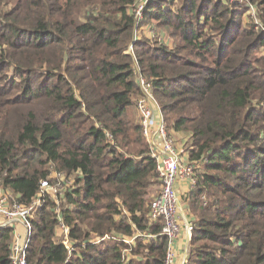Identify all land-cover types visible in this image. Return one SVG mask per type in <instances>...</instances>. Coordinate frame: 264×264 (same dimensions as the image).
<instances>
[{
	"label": "trees",
	"instance_id": "1",
	"mask_svg": "<svg viewBox=\"0 0 264 264\" xmlns=\"http://www.w3.org/2000/svg\"><path fill=\"white\" fill-rule=\"evenodd\" d=\"M138 1L0 0V186L29 205L70 181L31 217L28 262L164 263L139 69L168 130L189 135L185 264H264V0H148L139 21ZM12 239L0 229V264Z\"/></svg>",
	"mask_w": 264,
	"mask_h": 264
},
{
	"label": "built area",
	"instance_id": "2",
	"mask_svg": "<svg viewBox=\"0 0 264 264\" xmlns=\"http://www.w3.org/2000/svg\"><path fill=\"white\" fill-rule=\"evenodd\" d=\"M147 2L148 0H139L133 6V12L138 21L142 19ZM250 14L254 17V8H251ZM255 22L259 23L257 19ZM137 75L141 93L137 97L135 107L141 118L143 134L152 149L153 157L157 161V172L161 181V191L151 204L150 218L153 221L161 219L163 222L161 234L168 241L163 264H175L174 243L181 232L182 209L177 185L181 182H187L189 189L196 186V165L183 158L186 148L177 147L172 134L168 132L167 124L154 95L153 82L143 76L139 69H137ZM58 177L60 180L55 184L43 181L38 196L29 205L20 203L12 192L0 186V229L7 227L13 229L12 264H29L27 251L32 236L31 217L43 204V197L47 191L54 189L56 193L62 194L64 187L59 188L60 185H63L61 180L70 183L69 180L64 179L63 175L58 174ZM186 229L189 237H191L193 227L190 222L186 224ZM59 233L61 244L69 252H72L74 248L70 244V227L63 222L61 217ZM104 238L101 237V240Z\"/></svg>",
	"mask_w": 264,
	"mask_h": 264
},
{
	"label": "crops",
	"instance_id": "3",
	"mask_svg": "<svg viewBox=\"0 0 264 264\" xmlns=\"http://www.w3.org/2000/svg\"><path fill=\"white\" fill-rule=\"evenodd\" d=\"M171 132L173 134L172 136H174V138H175L177 145L180 148H185V146L187 145V143L189 141V135H186L184 133L177 132V131H171ZM187 154L188 153L183 154V158L186 159ZM177 191H178V193L182 199L181 200L182 201V205H181L182 206V209H181V233H180V237L176 241V246H175L176 260H177V262H179L180 258L182 257V255L186 251L187 243L190 240L189 233L186 229V224L190 221L189 220V213L187 212V206H186L185 202L183 201V196L187 195L188 192L190 191L188 183L187 182L179 183L177 185Z\"/></svg>",
	"mask_w": 264,
	"mask_h": 264
},
{
	"label": "rangeland",
	"instance_id": "4",
	"mask_svg": "<svg viewBox=\"0 0 264 264\" xmlns=\"http://www.w3.org/2000/svg\"><path fill=\"white\" fill-rule=\"evenodd\" d=\"M144 33H146V30H144V32H141L140 31V34H144ZM139 34V35H140ZM154 35H156V34H154ZM153 36V35H152ZM161 36H159V38H160ZM135 104H136V100H135ZM135 111H136V116H137V118H138V121L140 122V115H139V113H138V111H137V109H136V107H135ZM167 130H168V128H167ZM168 132L169 133H171L172 134V132L171 131H169L168 130ZM173 135V134H172ZM173 138H174V136H173ZM174 140H175V138H174ZM175 145L177 146V147H179L178 145H177V143H176V141H175ZM186 147V146H185ZM63 187H65V186H63V185H60L59 186V188H63ZM161 187H160V185H158L156 188H155V193L153 194V196L152 197H156L157 196V194L161 191V189H160ZM51 193H53V194H57L56 192H55V190L54 189H51ZM181 205H182V201H181ZM185 210V209H184ZM181 233V232H180ZM180 237V235L177 237V239ZM189 238H191V237H189ZM177 241V240H176ZM176 241H175V243H174V252H175V261H174V263L175 264H185L186 263V261H187V256H188V251H189V248H190V240L188 241V243H187V247H186V251L184 252V254L182 255V257L180 258V261L179 262H177V260H176V250H175V246H176Z\"/></svg>",
	"mask_w": 264,
	"mask_h": 264
}]
</instances>
